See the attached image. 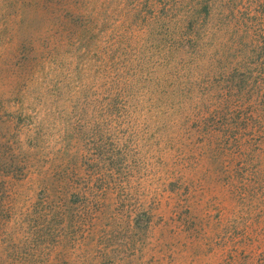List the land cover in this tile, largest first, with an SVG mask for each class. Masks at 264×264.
<instances>
[{"label": "rangeland", "instance_id": "374dc122", "mask_svg": "<svg viewBox=\"0 0 264 264\" xmlns=\"http://www.w3.org/2000/svg\"><path fill=\"white\" fill-rule=\"evenodd\" d=\"M129 13V0H0V264H264V154L216 157L198 135L170 143L168 130L148 133L141 120L130 170L112 181L134 209L82 223L70 213L59 225L41 206L34 129L37 114L47 119L61 104L36 100L33 53L76 50L82 15L111 35L126 30ZM67 63L80 72L79 60ZM58 119L40 131L49 169L47 156L66 148Z\"/></svg>", "mask_w": 264, "mask_h": 264}, {"label": "trees", "instance_id": "16d2710c", "mask_svg": "<svg viewBox=\"0 0 264 264\" xmlns=\"http://www.w3.org/2000/svg\"><path fill=\"white\" fill-rule=\"evenodd\" d=\"M129 2L124 32L105 35L104 24L82 15L71 38L76 50L32 56L36 100L61 104L47 119L37 114L33 165L41 206L59 225L70 213L82 223L134 209L112 181L130 170L140 120L148 133L168 130L170 143L198 135L216 157L264 154V0ZM69 59L79 60L80 72ZM51 118L63 124L66 143L47 156L55 173L42 165L40 131ZM82 166L86 178L77 173Z\"/></svg>", "mask_w": 264, "mask_h": 264}]
</instances>
